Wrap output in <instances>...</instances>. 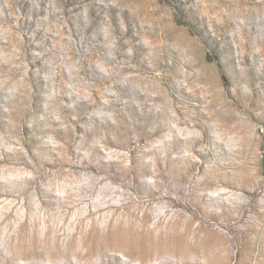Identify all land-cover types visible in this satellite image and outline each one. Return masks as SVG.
Masks as SVG:
<instances>
[{
    "label": "rangeland",
    "instance_id": "rangeland-1",
    "mask_svg": "<svg viewBox=\"0 0 264 264\" xmlns=\"http://www.w3.org/2000/svg\"><path fill=\"white\" fill-rule=\"evenodd\" d=\"M0 264H264V0H0Z\"/></svg>",
    "mask_w": 264,
    "mask_h": 264
}]
</instances>
